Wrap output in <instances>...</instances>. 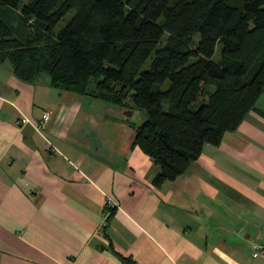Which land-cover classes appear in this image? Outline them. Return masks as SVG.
Masks as SVG:
<instances>
[{"label": "crops", "instance_id": "crops-1", "mask_svg": "<svg viewBox=\"0 0 264 264\" xmlns=\"http://www.w3.org/2000/svg\"><path fill=\"white\" fill-rule=\"evenodd\" d=\"M6 62L0 264H264L254 253L264 243V91L236 128L157 186L158 165L132 144L128 119L141 110L61 93Z\"/></svg>", "mask_w": 264, "mask_h": 264}, {"label": "trees", "instance_id": "trees-1", "mask_svg": "<svg viewBox=\"0 0 264 264\" xmlns=\"http://www.w3.org/2000/svg\"><path fill=\"white\" fill-rule=\"evenodd\" d=\"M0 60L61 93L141 110L132 144L158 165V186L255 107L264 0H0Z\"/></svg>", "mask_w": 264, "mask_h": 264}, {"label": "built area", "instance_id": "built-area-1", "mask_svg": "<svg viewBox=\"0 0 264 264\" xmlns=\"http://www.w3.org/2000/svg\"><path fill=\"white\" fill-rule=\"evenodd\" d=\"M49 117H50V111L47 109H44L42 112L41 118L39 120V124L45 123L49 119ZM25 121H27V117H25L24 115L17 119L18 123H24ZM39 124H35V127L38 128ZM48 143L50 144L49 141H48ZM105 204L108 208H117L118 207L117 202L113 198H111L110 196L106 197V203ZM108 212H109L108 210L104 212V216H103L104 219L106 218V215ZM254 253L264 254V243L256 244Z\"/></svg>", "mask_w": 264, "mask_h": 264}, {"label": "rangeland", "instance_id": "rangeland-1", "mask_svg": "<svg viewBox=\"0 0 264 264\" xmlns=\"http://www.w3.org/2000/svg\"><path fill=\"white\" fill-rule=\"evenodd\" d=\"M62 23H63V21H61L59 24L61 25ZM215 56L217 57L218 56V53H216ZM5 62L9 64V61L8 60H5Z\"/></svg>", "mask_w": 264, "mask_h": 264}]
</instances>
